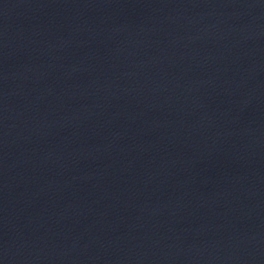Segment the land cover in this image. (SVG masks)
<instances>
[{"label": "water", "instance_id": "water-1", "mask_svg": "<svg viewBox=\"0 0 264 264\" xmlns=\"http://www.w3.org/2000/svg\"><path fill=\"white\" fill-rule=\"evenodd\" d=\"M0 264H264V0H0Z\"/></svg>", "mask_w": 264, "mask_h": 264}]
</instances>
